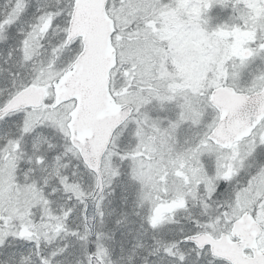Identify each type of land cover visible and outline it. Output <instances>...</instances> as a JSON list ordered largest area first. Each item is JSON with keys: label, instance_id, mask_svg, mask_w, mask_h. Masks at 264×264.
<instances>
[{"label": "snow or ice", "instance_id": "6c2138e0", "mask_svg": "<svg viewBox=\"0 0 264 264\" xmlns=\"http://www.w3.org/2000/svg\"><path fill=\"white\" fill-rule=\"evenodd\" d=\"M0 264H264V0H0Z\"/></svg>", "mask_w": 264, "mask_h": 264}]
</instances>
